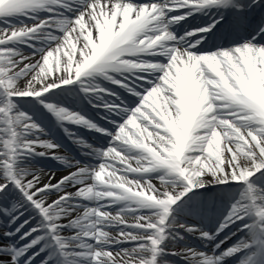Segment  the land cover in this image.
<instances>
[{"label": "snow or ice", "instance_id": "obj_1", "mask_svg": "<svg viewBox=\"0 0 264 264\" xmlns=\"http://www.w3.org/2000/svg\"><path fill=\"white\" fill-rule=\"evenodd\" d=\"M261 6L0 0V264H35L41 253L39 264H173L170 256L184 264H264V18L227 45L217 35L229 17L246 24ZM197 13L208 17L202 26L172 31ZM19 16L32 23L14 24ZM73 84L103 110L105 124L52 99ZM24 99L41 104L100 162L59 155L20 109ZM67 124L109 137L108 145L89 144ZM34 156L60 161L67 174L42 182L43 169L28 163ZM208 185L232 189L216 231L178 223L189 193ZM177 229L205 240L229 231L209 251L170 250L183 239Z\"/></svg>", "mask_w": 264, "mask_h": 264}, {"label": "bare ground", "instance_id": "obj_2", "mask_svg": "<svg viewBox=\"0 0 264 264\" xmlns=\"http://www.w3.org/2000/svg\"><path fill=\"white\" fill-rule=\"evenodd\" d=\"M263 1V0H262ZM253 13H251L250 15H252ZM38 15H40V16H44V15H46V13H44V12H40V13H38ZM257 16L259 15V14H256ZM202 16H200L198 19H200ZM20 20L21 21H16V23L15 24H18V23H21V22H24V23H32V21H30V20H27L25 17H23V16H20ZM178 24V23H177ZM177 24H174V25H172V29H173V26H175V25H177ZM187 23L184 21V23H183V26L184 25H186ZM0 26H3V25H0ZM183 31V30H182ZM24 54H26V55H28V54H30V51H28V50H23L22 51ZM20 105H21V103H20ZM19 105V107H22V108H24L23 106H20ZM24 109H26V108H24ZM34 119V118H33ZM36 122H37V119H34ZM78 136H80V135H78ZM80 137H82L84 140H86V138H84L82 135L80 136ZM43 139H48V140H51L52 141V139L50 138V134H43V137H42ZM58 145V144H57ZM59 146V145H58ZM62 150H61V148H60V146H59V148H58V150H57V152H58V154L61 152ZM75 160H77V159H75ZM77 161H79V160H77ZM81 164H84L83 162H81V161H79ZM100 161H98V162H96L95 164H98ZM32 165V164H31ZM32 166H34V167H37V168H41V169H43V172H44V175L42 176V182H47V179H48V175L49 174H51V173H55L56 174V179H59L62 175H64V174H67V172H68V169L65 167V165H63L61 168H59V169H48V168H43V167H38V166H36V165H32ZM72 170H74V169H72ZM53 182H56V180H53ZM153 182L154 183H159L158 182V180H156L155 178H153ZM224 188V186H217V185H208V186H206V187H204V188H200V189H198V190H196L198 193H197V195H200V192H202L204 189H205V193H207V194H210V198H211V195L213 196V194H215V192H220L222 189ZM69 191H74L75 189L74 188H72L71 186L69 187V189H68ZM206 191H208V192H206ZM55 195V194H54ZM190 195V194H189ZM206 198V197H205ZM192 200V199H191ZM190 202V201H189ZM86 203V202H85ZM207 205V207H209V208H212V209H214L215 210V213L211 216V223H215L216 221H217V217H218V215L221 213V212H225V209H226V205H227V202H225L223 199H221V198H218L217 196H216V198H214V199H211V201L210 202H208V203H206ZM116 207H118V206H113V209H110L111 211H115V208ZM82 211V210H81ZM25 216H27V213L25 214ZM177 220V219H176ZM64 222H66V221H64ZM4 223V221H2V220H0V225H2ZM210 223V224H211ZM71 232V230H67V229H65V234L66 235H68V232ZM113 231V234H115V231L116 230H112ZM69 234H71V233H69ZM126 246V245H125ZM226 262V261H225Z\"/></svg>", "mask_w": 264, "mask_h": 264}]
</instances>
